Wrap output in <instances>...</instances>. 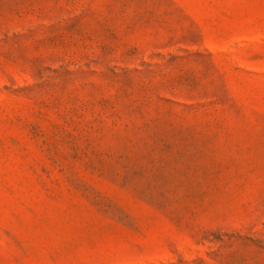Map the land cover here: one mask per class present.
I'll return each mask as SVG.
<instances>
[{
  "label": "rangeland",
  "instance_id": "rangeland-1",
  "mask_svg": "<svg viewBox=\"0 0 264 264\" xmlns=\"http://www.w3.org/2000/svg\"><path fill=\"white\" fill-rule=\"evenodd\" d=\"M0 264H264V0H0Z\"/></svg>",
  "mask_w": 264,
  "mask_h": 264
}]
</instances>
